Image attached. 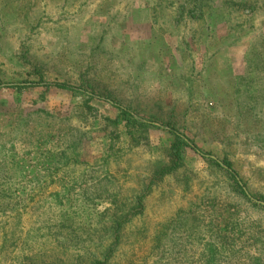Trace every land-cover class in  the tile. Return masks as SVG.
Returning a JSON list of instances; mask_svg holds the SVG:
<instances>
[{
  "label": "rangeland",
  "instance_id": "obj_1",
  "mask_svg": "<svg viewBox=\"0 0 264 264\" xmlns=\"http://www.w3.org/2000/svg\"><path fill=\"white\" fill-rule=\"evenodd\" d=\"M181 2L0 0V264H264V0Z\"/></svg>",
  "mask_w": 264,
  "mask_h": 264
},
{
  "label": "trees",
  "instance_id": "obj_2",
  "mask_svg": "<svg viewBox=\"0 0 264 264\" xmlns=\"http://www.w3.org/2000/svg\"><path fill=\"white\" fill-rule=\"evenodd\" d=\"M178 1H180V0H178ZM188 1L186 2V0L185 1L183 0V2H181L178 5L177 13L180 15H184L186 12L189 15V17H194L195 11L200 10V5L198 3V0H188ZM170 3H171V1H170ZM187 4L189 5V8H187ZM255 50L252 47L251 50L247 51V55H251V56H249V57L247 56V58L245 60L246 68L250 69V66L253 65V61H254L253 59L255 58V56H254ZM56 85L59 88L65 87L64 84H60V83L56 84ZM0 86H1V82H0ZM7 87H10V84H7ZM114 106L118 109L119 112L113 121L117 122V123L120 122V124L122 123L123 126L127 129L128 134H131V133L136 132V131H141L142 129L147 128L149 126L150 123H148L144 120L135 118L132 115V113L129 111L128 107H123L122 105H119V104H114ZM171 132L173 134V141H172L170 148H169V155L171 158L170 160L173 161V164H172L173 166H175L176 164L179 163V161H181V151H182V148H184V147H189L190 149H192L193 151H195L199 155H201L205 158L206 157L210 158L213 161H217L214 157L210 156L207 153L202 152L201 149H199L195 144H187V139L184 137V135L179 134L175 130H172V129H171ZM79 140L82 141V138H79ZM71 143L72 144L77 143V139L75 138L74 140H71ZM223 163H225L227 168L231 167L229 163H226L225 161ZM231 179L235 183V186L240 191V193L246 197H249L248 192H246V190H244V188L241 186L239 180H237V178H231ZM138 200H140V199H138ZM116 225L119 226L120 223L117 222ZM117 229L114 228L115 231H117ZM76 238H78V237H76ZM76 238H73V239H76ZM105 256H107V255H105ZM102 263L103 262H100L99 264H102ZM76 264H81V262H77ZM91 264H98V262H92Z\"/></svg>",
  "mask_w": 264,
  "mask_h": 264
}]
</instances>
